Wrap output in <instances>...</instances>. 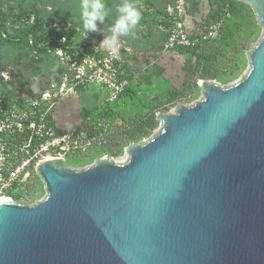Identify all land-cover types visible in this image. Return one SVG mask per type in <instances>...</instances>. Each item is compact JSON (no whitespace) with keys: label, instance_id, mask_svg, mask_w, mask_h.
<instances>
[{"label":"water","instance_id":"95a60500","mask_svg":"<svg viewBox=\"0 0 264 264\" xmlns=\"http://www.w3.org/2000/svg\"><path fill=\"white\" fill-rule=\"evenodd\" d=\"M248 70L178 104L127 159H45V195L0 201V264H264V0Z\"/></svg>","mask_w":264,"mask_h":264},{"label":"rangeland","instance_id":"374dc122","mask_svg":"<svg viewBox=\"0 0 264 264\" xmlns=\"http://www.w3.org/2000/svg\"><path fill=\"white\" fill-rule=\"evenodd\" d=\"M132 3L141 11L142 19L132 35L118 38L120 42L116 47L102 43L111 35L112 25L103 33L89 31L86 38L81 39L83 27H73L64 21L57 24L58 37L54 43L50 45L45 39L39 42L43 56L56 62L52 71L59 69L58 75L71 77L73 72L68 68L73 64L76 68L89 64L96 72L101 68L103 78L109 77L108 68H113L115 80L125 82V96L131 105L127 108L121 98L116 108L126 110L127 115L140 114L144 118L135 128L116 136V146L111 150L100 149L85 158H66L69 167L83 168L101 157L114 162L125 160L129 145L148 140L161 127L155 116L174 111L178 104L191 105L202 97L199 80L214 81L221 87L240 80L248 70L246 54L262 35L253 10L237 0H135ZM212 14H218L219 19L209 23ZM165 21L170 26L162 30V40L153 49L143 47V39L153 34L154 25ZM206 45L211 48L208 50L214 51L213 56L200 55ZM19 72L14 65L0 67V105L23 106L27 100L22 94L26 88H31L34 77H39L40 89L50 81L47 73L33 75L25 77L22 82L27 84L18 87ZM186 79H189V94L177 98L176 92L182 90ZM77 88V100L61 103L58 115L67 114L69 118L81 115L94 102L91 87L84 83ZM32 94L35 93L31 91ZM44 195V187L39 184L36 198Z\"/></svg>","mask_w":264,"mask_h":264},{"label":"built area","instance_id":"2783aa9c","mask_svg":"<svg viewBox=\"0 0 264 264\" xmlns=\"http://www.w3.org/2000/svg\"><path fill=\"white\" fill-rule=\"evenodd\" d=\"M91 69L89 64L79 68L73 64L68 68L73 72L71 77L64 74L58 81H49L39 93L30 95L31 88L24 92L25 105H0V198L22 204L41 200L36 195L39 184H43L35 172L40 162L85 158L100 149L111 150L116 146V136L130 129L133 115L116 108L121 98L127 108L131 106L125 96V82L115 80L113 68H108L111 74L105 78L101 68L99 72ZM84 83L94 90V102L76 122L64 126L58 118V106L69 99L77 100V87Z\"/></svg>","mask_w":264,"mask_h":264},{"label":"trees","instance_id":"16d2710c","mask_svg":"<svg viewBox=\"0 0 264 264\" xmlns=\"http://www.w3.org/2000/svg\"><path fill=\"white\" fill-rule=\"evenodd\" d=\"M133 1L135 0H129ZM81 2L82 0H0V67L10 64L18 67V72H24H19L16 76L18 87L23 86L22 80L25 77L33 75L47 73L51 82L61 78V75H58L59 69L52 71V65L56 62L48 61L43 56L39 42L45 39L50 45L54 43L58 37L57 24L61 21L69 22L73 27H83ZM124 2L125 0H105L106 15L102 22H97L96 31L103 33L107 27L113 25L119 15L117 6ZM148 5L156 7L153 2H148ZM210 18L209 23H213L219 16L212 14ZM169 26L166 21L155 24L153 34L143 39L142 46L147 49L155 48L164 36L162 30ZM208 47L206 45L200 55L213 56L214 51L208 50L211 49ZM34 50L36 51L32 54ZM188 84L189 79L184 80L182 90L176 92L177 98L189 94ZM25 91L30 92V88ZM143 119L140 114L132 116L130 130Z\"/></svg>","mask_w":264,"mask_h":264},{"label":"clouds","instance_id":"9594fccd","mask_svg":"<svg viewBox=\"0 0 264 264\" xmlns=\"http://www.w3.org/2000/svg\"><path fill=\"white\" fill-rule=\"evenodd\" d=\"M80 7L83 20L81 39H83L86 38L89 31H95L97 29V22L103 21L106 12L104 0H82ZM117 12L119 15L111 27V35L106 40L102 41V43L110 47H116L119 44V37H128L132 35L142 19L141 11L138 10L132 2H129V0H125L124 3L118 5ZM30 87L34 93L40 92L38 76L34 77ZM45 96H47V93H45Z\"/></svg>","mask_w":264,"mask_h":264},{"label":"crops","instance_id":"0c3cea01","mask_svg":"<svg viewBox=\"0 0 264 264\" xmlns=\"http://www.w3.org/2000/svg\"><path fill=\"white\" fill-rule=\"evenodd\" d=\"M66 109H67V107H66ZM69 110V109H68ZM65 113V112H64ZM62 114V113H61ZM70 115H71V113H70ZM79 117H80V115L78 114V115H72V117H67V114H65V115H58V118H59V120L61 121V123L64 125V126H66L67 124L66 123H68V125L69 124H72V123H74V122H76L78 119H79ZM69 118V119H68Z\"/></svg>","mask_w":264,"mask_h":264},{"label":"bare ground","instance_id":"6f19581e","mask_svg":"<svg viewBox=\"0 0 264 264\" xmlns=\"http://www.w3.org/2000/svg\"><path fill=\"white\" fill-rule=\"evenodd\" d=\"M170 113H173L174 111L173 110H170L169 111ZM127 159V155L125 156V160ZM125 160H121V161H125ZM121 161H117V162H121ZM3 200L2 198H0V201Z\"/></svg>","mask_w":264,"mask_h":264}]
</instances>
